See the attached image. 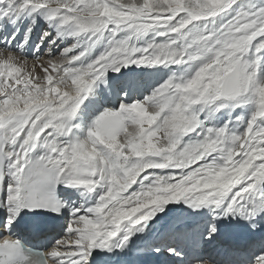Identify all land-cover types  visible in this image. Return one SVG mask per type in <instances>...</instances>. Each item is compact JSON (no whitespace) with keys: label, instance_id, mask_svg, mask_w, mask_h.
I'll use <instances>...</instances> for the list:
<instances>
[{"label":"snow or ice","instance_id":"snow-or-ice-1","mask_svg":"<svg viewBox=\"0 0 264 264\" xmlns=\"http://www.w3.org/2000/svg\"><path fill=\"white\" fill-rule=\"evenodd\" d=\"M228 227L264 230V0H0V264H215Z\"/></svg>","mask_w":264,"mask_h":264},{"label":"bare ground","instance_id":"bare-ground-1","mask_svg":"<svg viewBox=\"0 0 264 264\" xmlns=\"http://www.w3.org/2000/svg\"><path fill=\"white\" fill-rule=\"evenodd\" d=\"M173 213V212H172ZM177 216V215H176ZM176 216L175 217H173V218H171V219H169V221L167 222V220H168V218H167V220L165 219L166 217L164 216L161 220H160V223L161 224H159V225H162V226H165V224H169V223H171L172 221H174L175 220V218H176ZM165 219V220H164ZM167 222V223H166Z\"/></svg>","mask_w":264,"mask_h":264},{"label":"rangeland","instance_id":"rangeland-1","mask_svg":"<svg viewBox=\"0 0 264 264\" xmlns=\"http://www.w3.org/2000/svg\"><path fill=\"white\" fill-rule=\"evenodd\" d=\"M174 215H175V214H172V215H170V217H166V218H165L166 220H167V218H168L167 222L169 221V219L175 217ZM165 219H164V220H165ZM160 220H161V219H160ZM167 222H166V223H167Z\"/></svg>","mask_w":264,"mask_h":264}]
</instances>
